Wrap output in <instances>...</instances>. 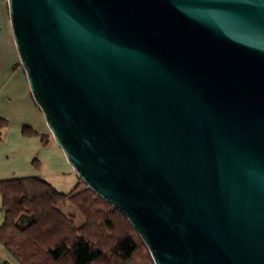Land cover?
<instances>
[{
  "label": "water",
  "instance_id": "1",
  "mask_svg": "<svg viewBox=\"0 0 264 264\" xmlns=\"http://www.w3.org/2000/svg\"><path fill=\"white\" fill-rule=\"evenodd\" d=\"M29 92L155 264H264V0H6Z\"/></svg>",
  "mask_w": 264,
  "mask_h": 264
},
{
  "label": "trees",
  "instance_id": "2",
  "mask_svg": "<svg viewBox=\"0 0 264 264\" xmlns=\"http://www.w3.org/2000/svg\"><path fill=\"white\" fill-rule=\"evenodd\" d=\"M0 200V246L14 260L1 264H155L128 220L80 180L67 193L41 176L4 180Z\"/></svg>",
  "mask_w": 264,
  "mask_h": 264
},
{
  "label": "crops",
  "instance_id": "3",
  "mask_svg": "<svg viewBox=\"0 0 264 264\" xmlns=\"http://www.w3.org/2000/svg\"><path fill=\"white\" fill-rule=\"evenodd\" d=\"M0 181L29 176H62L72 170L54 140L44 144L40 132H48L35 105L21 68L10 31L7 1L0 0ZM25 126L37 130L31 133ZM52 138V137H51ZM4 211L0 200V222ZM11 260L0 246V264Z\"/></svg>",
  "mask_w": 264,
  "mask_h": 264
},
{
  "label": "rangeland",
  "instance_id": "4",
  "mask_svg": "<svg viewBox=\"0 0 264 264\" xmlns=\"http://www.w3.org/2000/svg\"><path fill=\"white\" fill-rule=\"evenodd\" d=\"M71 173L72 175L67 173V174H63L62 176H51V177L44 176L42 178L48 181L49 183H51L52 186L56 187L62 193L63 192L67 193L70 190H72L75 184L79 181L77 174L74 173V171H72ZM71 207L74 208L73 206L70 205V208ZM77 220H79L78 223H80L82 220L79 214Z\"/></svg>",
  "mask_w": 264,
  "mask_h": 264
}]
</instances>
